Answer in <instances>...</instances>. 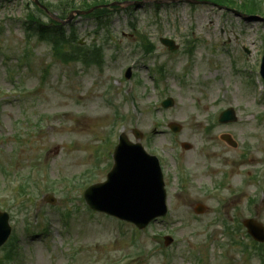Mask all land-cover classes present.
<instances>
[{"label": "rangeland", "instance_id": "rangeland-1", "mask_svg": "<svg viewBox=\"0 0 264 264\" xmlns=\"http://www.w3.org/2000/svg\"><path fill=\"white\" fill-rule=\"evenodd\" d=\"M31 3H0V204L11 200L17 192L15 186L26 178L37 186L27 201L25 218L30 211V223L37 217L38 226H30L26 233L20 213L11 219L20 253L16 264H108L113 260L111 264H116L134 250L129 242L134 234L144 256H135L130 264H192L189 249L204 253L205 264H244L237 251L218 250V238L204 237L207 228L209 235L220 232L216 211L221 199L231 196L226 191L206 197L205 191L228 170L234 173L228 187L237 189L247 179V170L251 177L258 167L260 183L253 184L264 191V122L261 129L255 125L264 95L258 102L261 88L253 82L264 50V25L204 5L171 4L157 11L149 5L134 8L131 15L113 13L104 42L96 37L93 21L77 18L72 24L83 45L93 41L104 45L102 68H86L64 65L54 59L48 45L27 37L24 15L33 10ZM139 35L153 44L151 54L144 55ZM163 36L175 39L180 51L170 54L162 48L158 39ZM188 37L197 42L190 57L184 53ZM223 39L229 40L226 46L221 44ZM243 48L250 51L249 56H244ZM237 58L242 63H236ZM158 66H164L163 78L155 71ZM128 67L132 75L125 80ZM43 68L48 74L42 79ZM246 82L252 84L249 89ZM165 97L173 99V108H161ZM230 107L239 118L236 124L214 122L215 115ZM171 122L182 126L180 133L168 130ZM133 128L142 133L145 150L161 157L168 192V217L142 232L88 213L82 200L88 185L104 181L108 155L118 136L124 133L135 142ZM222 132L238 143L236 150L219 140ZM183 142L192 148L183 150ZM104 143H108L107 149L96 154ZM190 156L194 164H190ZM178 162L192 180L184 199L175 196ZM88 172H92L90 179ZM11 174L21 179L9 184L5 176ZM48 194L56 199L53 206L46 202ZM255 195L257 204L248 212L245 206L249 205L247 197L253 196L251 190L235 198L243 203L244 215L258 214L257 219L264 223V195L259 191ZM200 201L209 210L197 218L191 212ZM13 204L16 209L19 201ZM35 205L40 207V220ZM63 210L74 214L67 225L60 215ZM72 230L77 236L67 233ZM164 233L175 240L166 249L155 237ZM2 255L1 251L0 259ZM246 264L260 261L252 258Z\"/></svg>", "mask_w": 264, "mask_h": 264}, {"label": "water", "instance_id": "water-1", "mask_svg": "<svg viewBox=\"0 0 264 264\" xmlns=\"http://www.w3.org/2000/svg\"><path fill=\"white\" fill-rule=\"evenodd\" d=\"M162 43L171 50L175 49L172 41L162 40ZM171 105L172 102L163 104L164 107ZM229 116L232 112H225L221 122L232 120ZM172 128L178 130L175 126ZM114 159L115 165L107 176V182L86 191L84 198L87 204L94 210L132 222L140 229L157 217L165 216V192L157 160L146 155L139 144H130L125 137H121ZM7 221L8 216L0 213V245L10 232ZM245 225L256 241H264L262 226L252 221Z\"/></svg>", "mask_w": 264, "mask_h": 264}, {"label": "trees", "instance_id": "trees-1", "mask_svg": "<svg viewBox=\"0 0 264 264\" xmlns=\"http://www.w3.org/2000/svg\"><path fill=\"white\" fill-rule=\"evenodd\" d=\"M140 1V0H137ZM214 2L218 5H229L234 6V2L232 0H209ZM83 5L86 0H83ZM106 0H91V2L84 7L88 8L90 6H94L97 4L105 3ZM260 4L257 0H249L248 4H243L238 6L241 11H245L249 14H262V10L259 8ZM48 10L53 12V9H56L59 12V17L61 19L65 18V14L72 9H75L74 2L71 1H64L61 2L59 6L56 8L51 6L50 4L44 5ZM79 9H82L80 7ZM41 12V11H40ZM105 11H97L95 15H101ZM42 13V12H41ZM29 29L32 32L37 33V36L40 40L47 42L51 45V50L53 55L60 59L62 62L66 63L67 61H83L84 63L90 64L95 63L100 59V52L99 50L93 49L88 51L82 47H79L75 43L74 33L71 32L70 35H66L64 29L58 23L53 22L52 20H48V22H43L40 18L35 16L30 17L29 22Z\"/></svg>", "mask_w": 264, "mask_h": 264}]
</instances>
